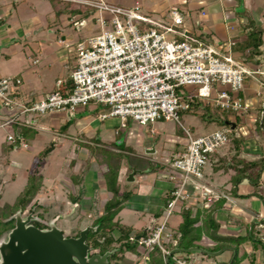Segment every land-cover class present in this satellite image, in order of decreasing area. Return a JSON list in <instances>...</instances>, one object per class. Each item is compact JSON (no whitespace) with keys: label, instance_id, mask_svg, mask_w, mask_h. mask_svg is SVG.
<instances>
[{"label":"rangeland","instance_id":"rangeland-1","mask_svg":"<svg viewBox=\"0 0 264 264\" xmlns=\"http://www.w3.org/2000/svg\"><path fill=\"white\" fill-rule=\"evenodd\" d=\"M153 2L154 0H140L139 12L143 15L145 14L149 16L150 18L156 19L158 18L157 13H153L147 8ZM173 4L175 3H167L169 7ZM173 7L174 6H171L170 8ZM126 8L132 9V4L128 5ZM89 10H92L91 7H89ZM65 11H63V13H66V16L69 15L68 17H71V19L73 20H75L78 16L77 11L74 12L72 10L71 12H69L68 9ZM63 16L64 15H62V17ZM59 19H61V17H59ZM134 22L137 24L139 23L137 21ZM186 22L188 21L186 20ZM23 25L28 26L29 24L28 22H25ZM70 27L75 29L80 28L78 26V23L70 25ZM47 35V38L50 40V46L53 48V52L59 50L60 47L64 46V42L59 44L57 43L56 34H51L49 36V34L47 33ZM172 38H177V36L172 33H165L166 40H171ZM76 42L78 41L75 40L72 45L70 44L71 46L69 47V49L64 52V55L62 54L64 58L67 57L66 62L69 61L68 66L75 65L74 45ZM20 43L27 44L28 40H20ZM40 47V49L43 48L41 44ZM17 53L18 55L15 56V60L13 61L12 55L10 63L7 65V67H9L8 70L10 71V74H12V77L18 75V77L21 78H15L19 80V84H15L11 87L12 95L10 97L15 101V104H22L25 97L20 95V84H22V80H24L21 74L23 67L35 70L38 73L42 74L43 78L45 77L46 79H48V81H51V85L53 83L52 81L58 75V73L60 74V78H66L68 76V72H66L65 67L61 68L62 66H60L61 64L57 63L55 56H51V63L50 67L48 68L46 66L43 67L42 60L44 59L45 54L41 52V54L32 52V55H27L25 51H18ZM62 55H60L61 58ZM37 58L39 59V63L35 64L31 62L33 59ZM4 59V56L0 55V75L11 77L10 74H3L1 72H6L4 62H2ZM195 89L196 87L194 86H181L178 88L177 92L181 96L190 97L191 95H194ZM53 91L54 88L50 89L49 92ZM15 93H17V97L14 96ZM31 95L33 96L32 99L34 101H37L41 98H37V92L32 93ZM196 98L199 102H201L199 107L193 113L190 111H180L178 114V121H174L172 119H158L154 120L153 122L138 124L136 121L130 118H126L123 126L120 125L121 121L118 117L99 119V114L106 113L108 110L107 107L100 103L89 102L85 106L75 107L72 111L66 110L61 112L45 113H19L21 107L12 105L11 109L8 111H12L14 113H12L14 115V122L12 124L0 126V211L2 210L5 216L1 220L4 222V220L8 216L13 214L17 209H20L17 208L13 210V207H11V205L13 204L15 198L23 191L26 185L27 176L30 173H36L37 175H41L40 186H38V189L34 192L33 198L31 199L29 204L26 205L24 209H20L22 212V216H26L28 211L30 210L31 205L36 203V206H34V208L32 209L34 214H37L39 216L38 218L43 217L46 219L54 214L59 215L55 226L60 228L63 231L64 235H76L77 228H74L77 225L81 229L83 228L82 226L85 227V225L87 226V224L92 223V227L96 226L95 223H97L98 229L96 228L97 233L95 232L96 230L93 232L90 231L88 233V239L91 234H96L98 236L102 232L104 233V231L106 232L105 234H107V231L110 229V225H112L110 221L113 217L106 222L105 220L101 221L102 219L100 220L95 215L97 212H95L94 206H92L91 209L86 212H81V206L78 205L77 207H72V205L70 204L72 200L77 198V182L81 178H86L85 181L89 183V181H91V179L89 180V178H91L92 176V173H90L88 170L83 169V167L76 172L74 167L71 164L68 165L67 163L68 159H78L77 150H75L79 148V138H77V131L80 130L82 128L81 126L84 124L86 125L84 131H87V129L89 128L96 129L98 126L103 127V129L106 131V134L104 133V137L110 140L112 146H115L116 148L122 150V152L117 154H109L105 150V146H109L110 143L102 142V144H97L92 148L93 150H97V152H99L100 155H103L105 158L106 156L107 158L110 156L118 157L117 160L121 159L125 162V164L123 163V167L125 166V169H123L119 174L120 179H117V176L115 180V182H117V185H119L120 187V193L126 192L127 197L128 195L130 196V194L147 195L152 198L159 199L160 202L169 199L168 195H165L168 193V191L166 193V191L164 190L168 185L164 184L159 186L158 183L162 182L175 185L179 178V174L171 168L170 163L174 158V154L180 151L186 143L187 138L183 132V128L189 130V134L191 137L204 135L215 129H225L229 142L224 144L223 146L218 147L210 155V158L212 159L204 166L203 176L199 182L197 180L187 181L188 187H186V190L190 193V197L186 202L194 201V203L198 202V205H200V207L203 206V201H201L199 198V193L201 192L200 182H207L213 186H218L219 188H221L223 185L222 188L227 193V195L230 196L228 202L230 207L227 209V211L222 210L221 212L235 215V219H238V222L239 224H241V227L242 229H244V231L243 234L240 235V240L224 239L220 242H214L211 237L205 236L196 243L202 246H215L222 243L224 246L233 247L236 242H238L246 248L247 246H249V244H251V238L260 239L264 242V224L261 223L262 221L264 223V208L262 205V202L264 203V169L259 174L257 181L255 180V176L252 173L249 175V178H242L246 179L248 185V187L245 186V190H248V188H250V193H257V198L258 195L260 196V199L258 198V201L262 205L261 207L263 214L262 216L260 215L261 218L260 216H257V214L253 213L252 215L250 214V221H246L244 219V213L242 210L241 212H236V210L239 208L248 209L251 206V200L249 197L252 196L241 195L240 197H238L235 194L236 187L235 191H233V182L235 181V177L233 176V174L235 172V169L238 168L241 163V160L239 161V159H234V153H238V158L242 157L243 151L241 146L243 139L246 138L242 133L244 128H242V125L238 123L234 129L230 130L227 125L218 124L213 120L208 124H204L199 117V114L202 111L201 109L203 108V104L205 103L210 106L209 113L211 114L212 118L217 116H225L226 120L232 122L235 118V115L238 116L240 112H227L224 115V113L220 112L214 106L209 104L210 101H207V99L199 97ZM0 107H2L1 101ZM8 116L10 115H5L4 117L2 115L0 117V124L6 118H8ZM51 119H57L59 121L58 123H51ZM25 121H27L28 123L26 124ZM251 125L252 124L246 125V127H250ZM41 126L47 128L49 132L41 131ZM7 135L13 136L16 139V143H10L6 139ZM119 138L122 139V142L119 145H115L114 143ZM21 142L25 143L26 147H22L20 145ZM50 143H52L53 145L52 149H50V151L43 158H41V162L36 167V162L40 159L39 153ZM152 145L154 151L150 154L145 153V149H147V147L150 148ZM234 145L237 150L234 149ZM128 153H131V155ZM141 156H144L145 159L142 160ZM219 159L221 161L229 163L231 162V167L227 169H220L219 167H216V165L218 166V164L223 163ZM130 164H132V166L134 167L137 166L146 168V171L142 174H134L133 181H126L125 179L129 173ZM249 171L252 170H247V172ZM170 173H173L175 175V180H168L167 176ZM114 177L115 176H113L112 178L114 179ZM248 179H250L251 182H249ZM252 182H256V186H252ZM71 188L76 190L73 191ZM91 191L92 188H89L87 194L91 195V193H89ZM99 191L103 192L99 193V198L106 195L108 196V192L105 189H99ZM219 197L222 196L219 195L218 198ZM127 200L128 199H126L125 197L118 199L120 203L118 206V210L115 213L114 221L115 219L116 221H119L121 223V227L122 225L124 227L132 226V229L134 230V232L136 231V233L138 231L145 230L148 232V230H150L154 225H158L163 221L164 217L160 213L154 214L149 211H142L139 207L136 209L127 207L126 204H131L128 203ZM189 205L194 206L195 204L191 203ZM181 207L182 203L176 204L172 213L169 214L165 219V228L161 236V242L166 248H169L170 238L165 237L164 234L170 232L171 229L175 228L177 223L180 222ZM214 212L218 213L220 211ZM87 213L91 214L92 218H88L86 215ZM214 219L216 221L218 220L217 214L214 215ZM255 225H257L256 228ZM109 234L111 236L112 232H110ZM135 235L136 234H134V236ZM101 240V237H99L98 241L101 242ZM204 240L207 241L206 244H204ZM120 242L121 241L114 240L111 243L117 245L120 244ZM257 248H259L258 255L263 256H261V258H263V260L260 262L261 264L264 261V251L260 249V245H258ZM219 249L220 248L214 250L213 252L218 251ZM119 251L122 252L121 254H124L125 252L135 254L140 261H143L140 259L141 253L135 240L129 242L128 247H122ZM175 254H178L180 257L184 258L187 264H214L215 262H217L215 256H209L208 258L197 251H191V253L189 254ZM113 258L115 259L114 261ZM116 259L117 252L113 256H109L110 261L116 262Z\"/></svg>","mask_w":264,"mask_h":264},{"label":"built area","instance_id":"built-area-1","mask_svg":"<svg viewBox=\"0 0 264 264\" xmlns=\"http://www.w3.org/2000/svg\"><path fill=\"white\" fill-rule=\"evenodd\" d=\"M86 3L98 13L99 32L75 43V65L69 73V88L60 86L62 82L58 79L53 92L37 101L15 104L10 97L11 87L19 84V80L0 75V101L5 109L16 105L21 107L19 113L61 112L94 102L108 109L99 114V119L118 117L121 126L126 118L138 124L158 119L178 121L179 112L189 108L188 99L192 96L180 97L176 88L181 86L196 87L194 95L207 99L220 111L241 113L248 109L249 105L238 96L246 68L231 55L220 54L195 37L178 32L176 27L182 23V12L176 7L167 11V19H152L139 12L137 3L132 9L106 0ZM165 33L177 34V38L166 40ZM13 122L14 115H11L0 126ZM183 132L186 143L170 163L179 178L170 189L169 199L163 203L160 214L164 219L137 239L138 247L145 251L144 260L155 247L163 264H168L169 257L175 264H187L178 254H168L169 250L161 242L165 219L176 204L189 199L187 181H199L210 155L229 140L225 129L197 137H191L186 128ZM6 139L16 143L11 135ZM20 145L26 147L23 142ZM167 178L176 179L173 173ZM200 189L203 206L217 200L218 196L209 190L202 186ZM164 235L170 238V232ZM170 242L174 245V241L170 239Z\"/></svg>","mask_w":264,"mask_h":264},{"label":"crops","instance_id":"crops-1","mask_svg":"<svg viewBox=\"0 0 264 264\" xmlns=\"http://www.w3.org/2000/svg\"><path fill=\"white\" fill-rule=\"evenodd\" d=\"M87 1L90 0H0V55L4 56L5 58L2 62H4V66L6 68V72H1L3 74H10V71L8 70L9 67H7V65L10 63L12 55L13 61L15 60V56L18 55V51H25L27 55H32L34 52L37 54H45L44 59L42 60L43 67L46 66L48 68L50 67L51 63V56H55L57 63L61 64V68L65 67L66 72H68V76L66 78H60V74L58 73V75L52 81L53 83L51 85V81H48V79H46L45 77L43 78L42 74L38 73L35 70L23 67L21 74L24 80H22V84H20V95L25 97L22 103L34 101L32 99V93L37 92V98H42L45 94L50 93V89L54 88L55 90V82L58 79L62 82L60 86L66 87V81L68 80L69 73L71 69H73L72 67H74V65L68 66L69 61L66 62L67 57H63L64 52L69 49V47L75 42V40L79 41L99 32V25L96 21L98 13L92 7V10H89L90 6L87 5ZM106 1L123 7H127L130 4H132L133 6L135 3L139 5L140 2V0ZM167 3H175L171 6L176 7L178 10L180 9L181 11H179L182 12V23L178 27H176V30L178 32H182L184 34L195 37V39H197L199 42L214 47L220 54L231 55L237 62L241 63L246 68L247 73L243 75L242 90L238 93V96L245 103H247L249 107L245 112H241L238 116L235 115L239 119V123L242 125L241 127L244 128L242 133L246 137L243 139L241 146L243 151L241 158L245 160H252L261 157L264 154V124H261L258 127L256 121L262 113L260 111V108H264V0H154V2L147 8L153 13H157L158 18L156 19H167V11L171 7H169ZM66 7L69 12H71L72 10L74 12L77 11L78 16L75 20L71 19V17L69 18V15L66 16V13H63V11L67 10ZM184 9L186 10V12ZM62 15H64V18L62 17ZM59 17H61V19H59ZM186 20L188 22H186ZM25 22H28L29 25H23ZM76 23H78V26L80 27L79 29L70 27V25ZM251 25H254L255 27L261 29L262 40L260 46L258 47V53H253L252 56L249 54V48L243 46V42L247 38V33L250 31ZM47 33L49 34V36L51 34H56L57 43L59 44L64 42V46L60 47L59 50L53 52V48L50 46V40L47 38ZM175 35L177 36V34ZM26 39L28 40L27 44L20 43V40L24 41ZM40 44L43 47L42 49H40ZM60 55H62V58L60 57ZM31 62L37 64L39 63V59H33ZM10 76L12 77V74H10ZM17 77L18 75L13 76V78ZM63 88L62 90H64ZM14 96L17 97V93H15ZM10 113L12 114V111H8L3 106L0 107V117L2 115L3 117L5 115H10ZM50 121L51 123H58L59 120L51 119ZM250 124H252L250 127H246V125ZM81 127L82 128L77 131V138H79V148L75 149L77 150L78 159H68L67 163L68 165L71 164L76 172L83 167V169L88 170L90 173H92V176L91 178H89V180L91 179L89 183L85 181L86 178H81L77 182V198L72 200L70 204L72 205V207H77L78 205L81 206V212H86L91 209L92 206H94L95 212H97L95 215L99 218L103 214V205L107 200L110 199L111 193L107 191L104 179L106 164L103 161L106 158L103 155H100L97 150H93L92 148L97 144L110 143V140L104 137V133L106 134V131L103 129V127L98 126L96 129L89 128L87 129V131H84V129L86 128L85 124ZM40 130L49 132V130L43 126L40 127ZM50 144L52 145V143ZM105 147V150L109 154H117L122 152V150L116 148L115 146H112L111 143L109 144V146ZM234 149L237 150L235 145ZM128 154L131 155V153ZM99 158L102 161H99ZM111 158L117 159L118 157ZM141 159H145L144 156H141ZM211 159L212 158H210L208 162H210ZM123 163L125 164V162L121 159L118 160L119 166L117 168V179H120L119 174L123 169H125V166L123 167ZM131 169L141 171L140 173L134 174H142L146 171V168L137 166L134 167L132 166V164H130L129 172ZM39 177L41 179L40 174ZM158 184L159 186L167 184L168 186L164 190L166 191V193L168 191L167 194L170 195V189L174 184L162 182ZM200 186L209 190L211 194L216 196L220 195L224 198L221 206L216 210L220 212H214L212 216L214 218L215 214L218 215V220L216 221L214 219L216 222V226L214 228L215 237L224 240L234 239V237L242 235L244 229H242L241 224H239L238 222V219H235V215L221 212L222 210L227 211V209L230 207L228 204L230 196L227 195V193L222 188L223 185L221 188H219L218 186H213L207 182H200ZM245 186L248 187L246 179L239 180L236 185L235 191V194L238 197H240L241 195L245 196L250 193V188H248V190H245ZM89 188H92V191L89 192L91 193V195L87 194ZM117 188L119 195H122V193H120L121 191L119 190V185H117ZM76 189L72 190L75 191ZM99 189H105L108 192V196L106 195L99 198V193H103L100 192ZM249 198L251 200V206L248 209L239 208L236 210V212H241V210L243 211L244 219L246 221H250L251 215L253 213L257 214V216H262L263 214L261 207L262 205L261 203H259L258 198L253 195ZM126 199H128V203H131L129 205L126 204L127 207L134 209L139 207L142 211L145 210L154 214L161 212L164 203V200L160 202L159 199L152 198L147 195L130 194V196L128 195ZM213 202H216V200ZM191 203L195 204L194 206H191V212L194 213L196 209L200 207V205H198V202L194 203V201H185L182 204L180 210L183 208V205L188 207ZM86 215L88 218H92L91 214L87 213ZM114 218L115 214L111 219V223H116L117 228L119 226L121 227V223L119 221H116V219L114 221ZM200 222L201 218L198 223ZM261 223L264 224L263 221ZM178 224L179 222L177 223V225ZM177 225L175 226V228L177 227ZM256 227L257 225H255V228ZM75 228L80 229L78 225ZM122 228L127 227H124L122 225ZM128 228H130L131 230L129 233L130 236H134V234H136L135 236H137L144 233V231H138L137 233L136 231L134 232L132 226ZM175 228H172L171 230ZM212 230H210V233ZM111 232L112 238L115 239L118 236V232ZM202 237L205 236L202 235ZM100 243L101 244L99 245L103 244V242ZM206 243L207 241L204 240V244ZM106 246L107 250L114 249L113 254L117 252L116 262H113L115 260L113 258V261H111L112 264H118V262L119 264H148V258L146 260L142 258V256H144L145 254V251L143 253L141 247H138V249L141 253L140 259L144 262L140 261L135 254H130L128 252L121 254L122 252L118 250L119 244L114 245L110 243ZM222 247L223 248H220V253L215 255V259L217 260V262H215L214 264H228L231 261L234 250L231 251L227 246L224 245ZM232 248L234 249V246ZM258 249L259 248L252 251L251 244H249V246H247L246 248L243 245L239 244L237 246V253L240 254L242 252H245L247 254V257L241 259L239 264H248V257L251 252L253 253L254 263L260 264L263 258H261L262 255H258ZM202 255L205 257L208 256L209 258V255H205L203 253Z\"/></svg>","mask_w":264,"mask_h":264},{"label":"trees","instance_id":"trees-1","mask_svg":"<svg viewBox=\"0 0 264 264\" xmlns=\"http://www.w3.org/2000/svg\"><path fill=\"white\" fill-rule=\"evenodd\" d=\"M261 29L255 27L254 25H251V29L250 31L247 33V38L246 40L243 42V46L246 48H249V54L252 56L253 53H258V47L261 44ZM73 68V67H72ZM72 70V69H71ZM70 86V80L68 78V80L66 81V88L68 89ZM178 88H176V92H177ZM178 93V92H177ZM182 98H185V96H181ZM189 102V108L186 109L185 111H190V112H195V110L199 107L200 103L197 98L195 96H191L190 100H188ZM217 109V108H216ZM201 113L199 114V117L201 119V121L204 124H208L210 123L212 120L216 121L218 124H222V122L224 120H226L225 116L223 117H211L210 112V106L205 103L203 104V108L201 109ZM219 110V109H217ZM220 111V110H219ZM260 111L262 112L260 114V116L257 119V124L258 127L261 124H264V108H260ZM222 113H227L225 111H220ZM236 127V125L239 123V119L235 116V118L232 121ZM260 123V124H259ZM233 128V129H234ZM52 145L49 144L47 147H45L40 153V159L37 160L36 164L37 166L39 165V163L41 162V158H43L51 149ZM235 154V158L234 159H239V161L241 160V163L239 165L238 168L235 169V172L233 174V176L235 177V181L234 183V187H233V191H235V185L236 183L241 180L242 178H249V175L252 173L255 176V180L257 181L259 174L261 173V171L264 169V154L256 159L253 160H245L243 158H238V153H234ZM210 159V158H209ZM101 159H99L100 161ZM220 160V159H219ZM102 161V160H101ZM211 161V160H210ZM221 161V160H220ZM238 161V162H239ZM106 164V170L104 172V179H105V185H106V189L109 193H111V197L109 200H107L105 202V204L103 205V214L101 217H99V219L101 221H108L110 220L114 214L116 213V211L118 210V206L120 201H118V199L120 198H127V193L124 192L122 193V195H119L118 193V188L116 185V177H117V168H118V160L116 158H111L106 156V159H104L103 161ZM223 163L218 164V166L216 165V167H219L220 169H227L230 168L231 165L229 162H225V161H221ZM235 162V161H234ZM237 162V163H238ZM236 163V164H237ZM252 170L247 172V170ZM254 171V172H253ZM113 176L114 179L112 178ZM241 178V179H240ZM249 182H251L250 179H248ZM256 182H252V186H256ZM38 186H40V177L39 175H37L36 173H30L27 176V180H26V185L23 189V191L15 198L13 204L11 205V207H13L14 209L20 208L21 210L25 208L26 205L29 204V202L31 201V199L33 198L34 192L38 189ZM264 189V188H263ZM168 198H169V194ZM247 195H253L256 196L257 193H249ZM246 196V195H245ZM258 198L260 199V196L258 195ZM167 200H164V203ZM224 201L223 197H219L216 202H213L211 204H208L204 207H199L196 209V211L194 213L191 212V206H188L187 208H182L180 210V214H181V221L179 222V224L177 225V227L173 230L170 231V239L171 241H174V245L172 244V242H170L169 244V248H167V250L172 249V247H178V248H189V247H201L207 251H214L218 248H222L223 244H217V245H206V246H202L197 244L196 242L199 241L202 238V235L206 236V237H211L214 241L216 242H220L222 241V239H219L217 237H215L214 235L210 234V230L214 229L216 226V222L214 220L213 213L214 211H216L222 204V202ZM263 208H264V203L262 202ZM6 206V205H5ZM32 206H36V203L32 204ZM157 214V213H155ZM4 213L1 210L0 211V234L3 230L9 228L12 226V220L3 222L1 219L4 218ZM201 218V222L198 223V221ZM111 222V221H110ZM10 229V228H9ZM98 229V227H97ZM97 229H96V233H97ZM111 231H116L118 232V236L113 239L112 236H110V232ZM130 228H122V227H118L117 228V224L116 223H112V225H110V229L107 231V236L103 234H105L106 232L104 231V233L102 232L100 235H96V234H91V236L88 239V234H87V238H86V242L90 243L92 245L93 248H99L100 252H104L105 250H107V246L109 245L112 241H121L118 247V250H121L122 247H128L129 242L134 241V237L130 236ZM147 231H144V236L146 235ZM99 237L103 238L101 240V242H103L102 245L100 241H98ZM240 240V236H236L234 237V240ZM136 244H137V240ZM251 247H252V251L257 249V246L260 245V249H262L264 251V242L261 241L260 239H254L251 238ZM238 242H236V244L234 245V255L231 258V261L228 264H239L240 260L247 257V254L245 252H242L240 254H238L237 252V246H238ZM190 252H187L186 254H189ZM114 255V254H113ZM112 255V256H113ZM148 264H163L162 259L160 254L158 253L157 248H152L151 250L148 251ZM208 257V256H207ZM249 260H248V264H256L254 263V259H253V253L251 252L249 254ZM169 263L171 264H175L171 261L170 257H169ZM264 264V261L261 263Z\"/></svg>","mask_w":264,"mask_h":264},{"label":"water","instance_id":"water-1","mask_svg":"<svg viewBox=\"0 0 264 264\" xmlns=\"http://www.w3.org/2000/svg\"><path fill=\"white\" fill-rule=\"evenodd\" d=\"M223 125H227L232 130L235 124L224 120ZM122 139L119 138L115 145H119ZM153 146L145 149V153H152ZM141 171L131 169L126 177V181H133L134 173ZM13 220V226L0 234V264H110L108 257L114 253V249L102 253L91 252L86 244V234L93 232L96 227L89 225L80 229L77 236H64L60 228L54 224L55 218L48 221L33 216L29 211L26 216H22L20 209L8 216L4 222ZM39 221L47 225L45 228H37L30 224V221ZM215 229L211 235L215 236ZM143 236V233L134 237L135 240ZM233 251L232 247H228ZM190 251L201 252L205 255L215 256L218 251H206L199 247L178 248L173 247L168 254L187 253ZM234 255V252H233ZM168 262V256H166ZM168 264H171L168 262Z\"/></svg>","mask_w":264,"mask_h":264},{"label":"flooded vegetation","instance_id":"flooded-vegetation-1","mask_svg":"<svg viewBox=\"0 0 264 264\" xmlns=\"http://www.w3.org/2000/svg\"><path fill=\"white\" fill-rule=\"evenodd\" d=\"M32 208H34V206H32L31 205V207H30V210L29 211H31L32 212V215L34 216V215H36L37 217H39L37 214H34V212H33V209ZM28 211V212H29ZM27 213V212H26ZM26 213H24V214H26ZM53 218H55V221H54V224L57 222V219L59 218V215L58 214H54V215H52L51 217H49V218H43V217H40V219H43V221H45V220H50V219H53ZM45 219V220H44ZM30 224H32L33 226H35V227H37V228H45L47 225H45L44 223H41V222H39V221H30ZM95 227L97 228V223H95ZM12 226H13V221H12ZM11 226V227H12ZM89 226H93V223L92 224H89ZM11 227H9V228H11ZM8 228V229H9ZM74 229H76V228H74ZM61 230V229H60ZM77 230V233H78V231L80 230V229H76ZM96 230V229H95ZM94 230V231H95ZM61 232L63 233V231L61 230ZM90 231H88L87 232V234L89 233ZM87 234H86V238H87ZM64 236H66V237H68L69 236V234L68 235H64ZM70 236H73V237H75V236H77V234L76 235H70ZM86 242V241H85ZM86 244L90 247V250H91V252L93 253V252H97V253H102V252H100V250L99 249H97V248H93L92 247V245L90 244V243H88V242H86ZM108 261H109V263L110 264H112L111 263V261L109 260V257H108Z\"/></svg>","mask_w":264,"mask_h":264}]
</instances>
